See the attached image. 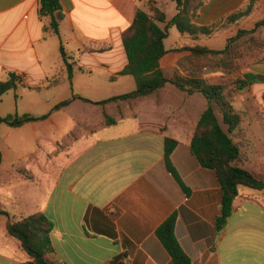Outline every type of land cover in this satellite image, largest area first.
I'll use <instances>...</instances> for the list:
<instances>
[{"label": "crops", "instance_id": "1", "mask_svg": "<svg viewBox=\"0 0 264 264\" xmlns=\"http://www.w3.org/2000/svg\"><path fill=\"white\" fill-rule=\"evenodd\" d=\"M41 1L0 0V81L16 74L22 83L5 95L54 92L53 101L43 104L38 97L29 99L30 106L14 100L13 110L10 99L4 103L5 95L0 98L2 117L48 115L10 126L2 146V162L11 153L12 159L11 170L0 175V264H34L7 224L35 213L53 223L50 260L56 264H174L156 235L172 214L177 215L176 237L191 264H264V191L242 188L226 224L217 227L221 185L190 147L206 99L168 83L138 101L100 104L135 91L134 83L132 88L130 81L124 82L131 75L121 72L128 63L122 36L137 11L155 3L168 22L178 13L176 2L57 0L64 18L56 35L51 17L40 12ZM203 1L194 20L198 26L224 19L249 2ZM263 19L264 0H259L250 16L212 38L193 40L171 26L160 67L171 78L189 54L178 47L201 44L223 50L228 39ZM61 47L72 64V79ZM245 75L258 79L238 92L233 103L247 96V109L234 107L244 116L240 130L249 140L242 167L264 178V61L252 60ZM219 76L217 71L207 74ZM64 102L68 104L55 110ZM43 105L51 111L41 110ZM107 118L114 122L108 124ZM167 138L177 141L170 161L186 190L168 169Z\"/></svg>", "mask_w": 264, "mask_h": 264}, {"label": "trees", "instance_id": "2", "mask_svg": "<svg viewBox=\"0 0 264 264\" xmlns=\"http://www.w3.org/2000/svg\"><path fill=\"white\" fill-rule=\"evenodd\" d=\"M172 1L176 2L178 13L168 22L165 12L155 3H151L147 11H137L133 23L122 36L128 63L121 72L123 75H131L135 78L137 89L100 104L138 101L158 92L168 83L190 95L202 94L206 98L208 105L198 121L190 147L199 163L215 172L221 185L222 213L217 221V227L220 229L231 215L233 203L242 188L264 191V178L242 167L248 161L246 140L240 130L244 116L233 106L234 93L246 91L258 78L254 75H245L244 78L241 77L235 81L224 78L223 81L215 82L203 71L211 69V71L220 72L222 79L225 74H232L239 70V59L247 53L264 51V40L256 35L259 29H264V19L257 22L251 30H240L228 40L223 50H213L200 45L183 48L189 51L190 55L179 61L177 70L182 67L185 74L174 73L171 78H168L161 69L160 62L167 53L164 41L168 37L171 26H175L182 35L193 39L202 36L211 37L216 32L250 16L259 2V0H249L246 7L230 13L224 19L209 25L198 26L194 20L203 6V0ZM40 4L41 14L51 17L53 31L59 35V25L64 18L60 3L57 0H42ZM160 24H166V26L162 28ZM61 54L69 79H72V64L62 47ZM20 84H22L21 80L16 74H11L8 80L0 81V98L9 91L16 90ZM67 104L68 102H64L56 106L55 110ZM217 108L220 110L222 120L216 112ZM47 117L48 115L37 117L16 113L6 117L0 116V124L6 123L11 127H20ZM113 122L107 118L108 124ZM234 134L237 136H233ZM176 145V140L170 138L165 140L166 163L169 171L186 190L170 161ZM2 160L0 142V164ZM176 224L177 215L172 214L157 228L156 235L169 252L174 264H191L190 258L176 237ZM7 229L12 237L21 242L23 250L29 254L34 264H56L50 260V255L54 251L51 237L53 223L44 213H35L19 220L10 219Z\"/></svg>", "mask_w": 264, "mask_h": 264}, {"label": "rangeland", "instance_id": "3", "mask_svg": "<svg viewBox=\"0 0 264 264\" xmlns=\"http://www.w3.org/2000/svg\"><path fill=\"white\" fill-rule=\"evenodd\" d=\"M172 29L175 32L178 31V29L176 27H173ZM218 32H216L211 37L202 36V37H199L198 39H201V38H206L207 39V38L215 37ZM256 35H257V37H260V39L264 40V29L263 28L259 29L258 32L256 33ZM189 38L190 39H193L191 37H189ZM198 39H193V40H198ZM170 40H172L171 37H170ZM170 40L168 39V43L171 42ZM196 45L203 46L201 44H195L193 46H196ZM193 46H189V47H193ZM177 50L182 51L183 49H180V47H178ZM184 51H186V50H184ZM189 55H190V52H189V54L187 56H189ZM187 56H184L183 58H181V60L184 59ZM252 60H254L255 62L257 61V63H259V61H264V51L262 50V51H256V52H253V53L252 52L251 53H247V55H245L243 58L239 59L240 68H239L238 71H236V72H234L232 74H225V77H223L222 79H221V74H220V76L218 78H212V80H214L215 82H218L219 80L223 81V79L226 78L228 80L235 81L236 79L242 77L241 75H242L243 69L246 66L248 67L250 65V62ZM181 68H179V70H176L175 73L182 74V75L185 74V71L183 69H181ZM203 72L205 73V75H207V74H209L211 72V69H205ZM127 81H130V83H132V88H133V83H134V88H135L134 90L137 89L136 88V81H135V79L132 76L125 77L124 82H127ZM106 86L108 88L109 87H112L111 84H106ZM130 86H131V84H130ZM61 87L62 86H60L58 89H62ZM123 88H124V90H127L129 87L128 86H124ZM53 93L54 92H52V91H46V90H44V91H42L40 93L32 92L30 90H24V93H20V92H10L9 95H5L3 97V99H4L3 101H4V103H6V102H8V99H10V103L12 104V110H13V108H14L13 107V101L14 100H16V101H19L20 100L23 103H25L27 106H30L31 102L29 101V99L31 97H38V102L43 104V102H46V101L47 102L48 101H53V99H52L53 96H54ZM237 93L238 92L234 93V99H235V95ZM199 97H201L203 100L206 99L202 94H200ZM242 97L243 98H241L240 100H238L237 103H236V105H234V107L236 109H238V110H243L241 108H246L247 109V96H242ZM23 98H24V100H23ZM41 110H46V111L49 110L48 112L51 111L50 107L44 106V105H43V108ZM216 112L219 115L220 120H222V116H221L220 110L218 108L216 109ZM10 129H12V128L8 124H6V123L0 124V142H1V148H2V146L4 144V142H5L4 140H5V138H6L7 134H8L7 131H9ZM235 135L237 136V134H234L233 136H235ZM59 136H60V134L57 135V137H59ZM18 138L19 137H17V139L15 140V142L18 141ZM49 138H52V135H49ZM244 139L246 140V143H247V141L249 143V140L246 139L245 135H244ZM236 140L238 141V138H236ZM31 143H33L32 139H30L28 141L27 147L31 148V146H33V144H31ZM11 159H12V153L9 154L6 157V159H5L4 162L1 163V165H0V175H3L4 173H7L8 171L11 170V168H10L11 167ZM3 183H4V180L2 178H0V184L2 185ZM0 200H4V196L3 195H0Z\"/></svg>", "mask_w": 264, "mask_h": 264}, {"label": "built area", "instance_id": "4", "mask_svg": "<svg viewBox=\"0 0 264 264\" xmlns=\"http://www.w3.org/2000/svg\"><path fill=\"white\" fill-rule=\"evenodd\" d=\"M21 79L23 80V77H21Z\"/></svg>", "mask_w": 264, "mask_h": 264}]
</instances>
